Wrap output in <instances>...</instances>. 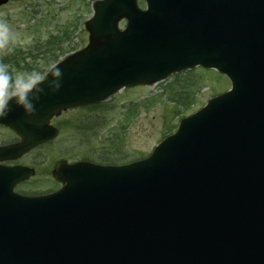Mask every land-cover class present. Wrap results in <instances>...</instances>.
Segmentation results:
<instances>
[{
  "label": "water",
  "instance_id": "95a60500",
  "mask_svg": "<svg viewBox=\"0 0 264 264\" xmlns=\"http://www.w3.org/2000/svg\"><path fill=\"white\" fill-rule=\"evenodd\" d=\"M145 1L95 2L89 44L57 64L59 90L48 73L33 114L13 100L0 116L21 137L0 161L57 138L63 111L123 88L201 66L232 89L144 160L60 161L50 195L16 194L35 171L0 166V264H264V0Z\"/></svg>",
  "mask_w": 264,
  "mask_h": 264
},
{
  "label": "rangeland",
  "instance_id": "374dc122",
  "mask_svg": "<svg viewBox=\"0 0 264 264\" xmlns=\"http://www.w3.org/2000/svg\"><path fill=\"white\" fill-rule=\"evenodd\" d=\"M96 1L11 0L9 5L0 7V21L7 22L14 34L0 49V64L6 66L13 80L21 73L46 75L37 71L42 68L40 56L37 61L33 59L35 46L39 45L36 39L43 35V43L47 36L57 33L58 27L71 24L73 32L64 47L70 52L84 48L88 44L85 22L93 16ZM139 4L145 8L144 2ZM124 26L123 23L120 27ZM230 88L229 80L219 72L197 67L152 86L124 88L99 105L68 110L52 121L60 129L58 138L19 162L35 167L36 174L19 184L16 191L41 195L58 190L61 184L54 180L52 170L59 160L122 165L146 159L176 132L184 117L198 112ZM80 118L90 119L96 125L94 132L82 130L81 124L75 126ZM3 138L15 140L12 133L2 129L0 141Z\"/></svg>",
  "mask_w": 264,
  "mask_h": 264
},
{
  "label": "clouds",
  "instance_id": "9594fccd",
  "mask_svg": "<svg viewBox=\"0 0 264 264\" xmlns=\"http://www.w3.org/2000/svg\"><path fill=\"white\" fill-rule=\"evenodd\" d=\"M14 38V34L5 21H0V49H4L10 39ZM49 75L53 77L52 91H58L60 88V78L62 77V69L58 65H51ZM48 76L40 72L21 73L13 80L6 66L0 64V110L7 109V106L14 100L16 105L22 108L26 115H31L35 111V104L30 95L40 89V85L44 84ZM42 92L43 89H40Z\"/></svg>",
  "mask_w": 264,
  "mask_h": 264
},
{
  "label": "trees",
  "instance_id": "16d2710c",
  "mask_svg": "<svg viewBox=\"0 0 264 264\" xmlns=\"http://www.w3.org/2000/svg\"><path fill=\"white\" fill-rule=\"evenodd\" d=\"M40 20L41 18L39 19V21ZM72 32V25L69 24L68 27H58L57 33L51 34L49 37L47 36V40L43 43H41L43 35L39 36V38L36 39L37 44L40 45V49H38L39 45H37V47L35 46V52H33V55L35 54V56H33V59L34 61H37L38 56H40L39 60L41 61L42 65V68L40 70L38 69L37 71H41L45 74L46 72H48L51 65L56 64L58 61H60L61 58L73 52V50L70 52L68 51V48L66 49L64 47V44L71 37ZM20 54H22L21 51ZM29 57L32 58V54L29 53Z\"/></svg>",
  "mask_w": 264,
  "mask_h": 264
},
{
  "label": "flooded vegetation",
  "instance_id": "af4514ba",
  "mask_svg": "<svg viewBox=\"0 0 264 264\" xmlns=\"http://www.w3.org/2000/svg\"><path fill=\"white\" fill-rule=\"evenodd\" d=\"M11 3V0H10V2H9V4ZM8 4V5H9ZM3 112V110H0V115H1V113ZM55 119H57V118H54L53 120H55ZM52 120V121H53ZM51 121V122H52ZM90 119H86V118H80V119H78V120H76L75 121V126H78V125H82V126H79L80 128H82V130H85L86 132L87 131H93L94 130V128H95V126L96 125H94V124H91L90 122ZM3 129V131H7L8 133H12L14 136H15V140L14 141H9V140H7L6 138H3L1 141H0V146H6V145H9V144H12V143H15V142H17V141H19L20 139H19V137L18 136H16L10 129H8L7 127H5V126H3V125H0V130H2ZM94 132V131H93ZM37 149V148H36ZM35 149V150H36ZM34 151V150H33ZM27 156V155H26ZM25 157V156H24ZM21 159H23V158H21ZM21 159H20V161H21ZM19 161V160H18ZM18 161L17 162H14L13 164L14 165H16V164H18ZM1 164H4V165H8L9 163H1ZM23 165H25V164H23ZM27 166V165H26Z\"/></svg>",
  "mask_w": 264,
  "mask_h": 264
}]
</instances>
